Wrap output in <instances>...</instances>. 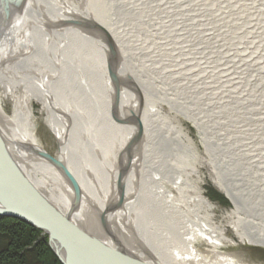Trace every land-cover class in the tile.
I'll return each instance as SVG.
<instances>
[{"label":"bare ground","instance_id":"6f19581e","mask_svg":"<svg viewBox=\"0 0 264 264\" xmlns=\"http://www.w3.org/2000/svg\"><path fill=\"white\" fill-rule=\"evenodd\" d=\"M242 1L0 0V89L14 96L11 115L0 98L2 139L39 191L76 221L57 225L70 235L72 264H258L228 251L235 240L225 235L231 228L240 244L264 248V12ZM83 18L103 24L118 45L116 117L107 46ZM33 100L57 160L79 185L78 204L61 171L37 154ZM177 116L195 127L205 152ZM136 117L140 139L130 147ZM201 165L232 206L202 195Z\"/></svg>","mask_w":264,"mask_h":264},{"label":"water","instance_id":"95a60500","mask_svg":"<svg viewBox=\"0 0 264 264\" xmlns=\"http://www.w3.org/2000/svg\"><path fill=\"white\" fill-rule=\"evenodd\" d=\"M83 25L84 27H91L98 30L105 42V45L107 46L106 68L109 72V78L111 79L115 88V101L112 114L114 117H116L117 115L115 110L117 108L119 93L121 90L120 78H118L117 74V70L120 68L119 64L121 60V56H119L118 52V45L103 24L84 19ZM116 119L120 120L119 118ZM135 121L137 122L138 130L136 131L137 134H135L134 140L130 142V147L133 145V143L139 142L140 139L139 118L136 117ZM2 137L3 136L0 131V215L20 219L32 227L42 230L43 233L47 235L48 244L61 264H72V252L70 243L68 241L70 235H67L65 231L61 230V228L57 225L74 227V225L78 226L75 223L76 221L57 209L54 204H52V202H50V200L39 191L33 181L30 180V178L23 172L21 169L22 167L18 165L13 157H11V154L8 150L9 143H5ZM37 154L40 157L42 156V158L46 159L47 161L49 160L57 167L58 170L61 171L68 184L72 188L73 204L74 202L75 204H78L82 199V192L78 183L74 181V178L60 162V160L55 159L42 149H39ZM9 168L15 169L16 177L14 179L8 175ZM120 189L122 190L123 187ZM19 190L21 191L22 203L16 200L17 192ZM121 201L122 194H120L118 205H120ZM83 226L85 227V225ZM84 230L86 231L85 235L87 234V237H90L89 232L85 228ZM91 237L95 242L100 243L99 246L101 251L104 253V244H102L103 242L99 241L98 237H94L92 235ZM155 263L162 264L159 261H155Z\"/></svg>","mask_w":264,"mask_h":264},{"label":"rangeland","instance_id":"374dc122","mask_svg":"<svg viewBox=\"0 0 264 264\" xmlns=\"http://www.w3.org/2000/svg\"><path fill=\"white\" fill-rule=\"evenodd\" d=\"M205 1H206V3L203 2L202 5H205V4H209L210 5V3L214 2V1L221 3V2H223L225 0H208L210 2H208L207 0H205ZM241 3L242 4H246V6L249 9L250 8L255 9L253 11H259L262 8L263 9V12H264V0H243ZM232 4L233 3L227 2V5H229V6H232ZM249 13H251V12L249 11ZM260 17H261V20H263V22H264V16H260ZM200 19H202L203 21H206L203 18H200ZM200 19L197 18L198 21ZM87 20H89V19H87ZM83 21H84V18H83ZM215 22H216L215 20H210L211 29H212L211 32L215 35V37L218 36L219 41H221L222 39L219 38V37H220V33H222L223 30H215V28L213 29V27L215 26ZM69 24H71V22ZM206 24H207V21H206ZM207 27H208V25H207ZM57 28H59V27L57 26ZM123 28H124V31L126 33H129V32H127L128 28H129V31H130V26L129 25L124 24L122 26V29ZM233 38H231V39H233ZM211 41H213L212 38H211ZM244 46L246 47V45H244ZM244 46H241L238 51L239 52H242ZM247 50L250 52V50H252V49H250V46H248ZM247 68L249 69L248 66H247ZM241 69L242 70H245V68L243 67V64L241 65ZM248 72H249V70H248ZM244 73H245V71H244ZM246 77L247 76H245V78ZM246 82H247L249 88L250 89H253V84L254 83L252 81H250V80H248ZM246 82L244 81V83H243L245 86H246ZM0 98H1V107H2V110L5 112V114L11 115L12 112H13V102H14L13 100H14V96L11 95V94H7L4 89H0ZM161 109H162V111H164L163 113L169 112V109L165 105H163V104H161ZM32 113H33V115H34V117L36 119V121H35L36 132H37L38 137H39L40 142H41V149L43 151L47 152L48 154H50L55 159H58L56 157V156L59 155L58 143L56 142L55 137L53 135V132L50 130L49 126L44 122V118L46 116H45L44 113H41V105L36 100H33V102H32ZM177 119L181 123V128H183V130H185V132L187 133L189 140L192 141L193 144L195 145L196 150L198 152H200V153L205 152L204 150H202L204 147L202 146L201 141L198 139V136H197V132L195 130V127L192 126V124L190 123V121H188L187 119L181 118L180 116H177ZM0 122H1V120H0ZM0 126L2 127L1 123H0ZM1 129H3V127ZM3 133H4V131H3ZM197 169H198L197 170V173L199 174V177H200V185H201L200 190L202 191V195H204L206 198L208 196V198L210 200H213V202L217 201L215 203L221 205L222 208L229 207L231 205V203L230 202H227V199L224 197V195L223 194H220V192L213 185L212 181L209 179V177H208L209 173H208L207 167H204V166L201 165V166H198ZM240 175H241V171H240ZM118 177L120 179V176H118ZM195 177H196V175L194 176V180H195ZM238 178H239V176H238ZM247 181L248 180H246V182ZM118 183H119V180H118ZM248 183H251V182H248ZM208 187L212 188V190L214 191L212 193L214 195H210L211 193H210ZM205 189H207L208 191H206ZM121 192H119V198H120ZM216 194H220L226 200V202L229 204V206L224 205L221 201L218 202V199L217 198H214L216 196ZM222 208H218L217 209V211L215 213L216 216H219V214H221L223 212V210H225V209H222ZM101 226H102V221H101ZM233 234L234 233H233V231H232L231 228L229 230H226L225 231L226 238L235 240L234 243H231V245H229L228 248H226L228 251H230V252L232 251V252H235L237 254H240L241 256L244 257V259H246L248 261H252L253 263L255 262V263H258V264H264V248L258 247V246H248V245H245V244H240L239 239L237 237H234ZM205 247H206L205 245L202 246V248H205Z\"/></svg>","mask_w":264,"mask_h":264},{"label":"trees","instance_id":"16d2710c","mask_svg":"<svg viewBox=\"0 0 264 264\" xmlns=\"http://www.w3.org/2000/svg\"><path fill=\"white\" fill-rule=\"evenodd\" d=\"M214 195L213 190H209ZM223 204L226 200L216 194ZM0 264H61L42 232L24 221L0 217Z\"/></svg>","mask_w":264,"mask_h":264}]
</instances>
